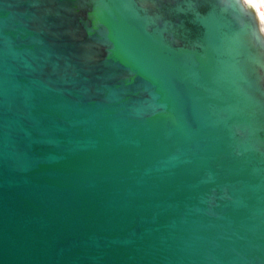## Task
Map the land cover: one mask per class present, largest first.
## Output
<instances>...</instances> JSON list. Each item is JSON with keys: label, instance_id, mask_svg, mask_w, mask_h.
<instances>
[{"label": "water", "instance_id": "water-1", "mask_svg": "<svg viewBox=\"0 0 264 264\" xmlns=\"http://www.w3.org/2000/svg\"><path fill=\"white\" fill-rule=\"evenodd\" d=\"M0 264H264L254 8L0 0Z\"/></svg>", "mask_w": 264, "mask_h": 264}, {"label": "bare ground", "instance_id": "bare-ground-1", "mask_svg": "<svg viewBox=\"0 0 264 264\" xmlns=\"http://www.w3.org/2000/svg\"><path fill=\"white\" fill-rule=\"evenodd\" d=\"M244 1L246 2V4H247L248 6L254 8V10L256 11V13H257V15H258V17H259V19H260L261 25H262L263 30H264V13L261 12L262 10H260V8H258L257 6H252V5L249 3L248 0H244ZM263 11H264V7H263Z\"/></svg>", "mask_w": 264, "mask_h": 264}, {"label": "rangeland", "instance_id": "rangeland-1", "mask_svg": "<svg viewBox=\"0 0 264 264\" xmlns=\"http://www.w3.org/2000/svg\"><path fill=\"white\" fill-rule=\"evenodd\" d=\"M248 1L252 6H257L258 8H260V10H262L261 12L264 13L263 11L264 0H248Z\"/></svg>", "mask_w": 264, "mask_h": 264}]
</instances>
